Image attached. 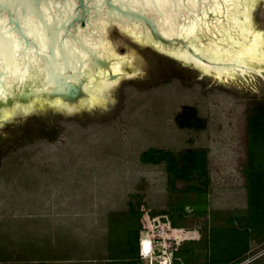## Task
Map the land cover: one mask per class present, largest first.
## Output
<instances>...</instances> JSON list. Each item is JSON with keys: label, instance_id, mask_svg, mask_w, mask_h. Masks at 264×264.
Here are the masks:
<instances>
[{"label": "rangeland", "instance_id": "obj_1", "mask_svg": "<svg viewBox=\"0 0 264 264\" xmlns=\"http://www.w3.org/2000/svg\"><path fill=\"white\" fill-rule=\"evenodd\" d=\"M252 4L264 53V0ZM105 36L114 55L131 57L129 65L120 64L128 76L117 80L106 100L72 112L32 110L0 122V264H106L110 223L123 230L128 201L143 210V223L159 229L157 235L180 246L195 241L191 261L197 263L206 228L226 225L230 213L245 209L244 113L254 100L264 108V63L259 72L215 79L114 26ZM182 106L194 108L201 127L178 126ZM149 147L173 156L186 148L205 150L208 212L151 217V211L196 195L185 188L192 180L175 179L174 188L167 187L165 160H140ZM216 236L225 239L219 231ZM141 242L145 251L148 239ZM248 246L242 263L264 264V236Z\"/></svg>", "mask_w": 264, "mask_h": 264}, {"label": "water", "instance_id": "obj_2", "mask_svg": "<svg viewBox=\"0 0 264 264\" xmlns=\"http://www.w3.org/2000/svg\"><path fill=\"white\" fill-rule=\"evenodd\" d=\"M109 19L147 34L148 42L133 40L182 66L194 67L153 43L245 71L264 63L252 0H0V122L32 110L72 112L106 100L121 71L106 45Z\"/></svg>", "mask_w": 264, "mask_h": 264}, {"label": "trees", "instance_id": "obj_3", "mask_svg": "<svg viewBox=\"0 0 264 264\" xmlns=\"http://www.w3.org/2000/svg\"><path fill=\"white\" fill-rule=\"evenodd\" d=\"M245 161L241 171L244 177L246 205L244 211H235L226 218V225H209L202 238L204 247L203 260L192 263L195 254L192 247L196 245L188 240L189 245L180 246V242L168 239L166 247L170 253L171 264H244L242 261L248 253V243L253 237L264 236V108L254 100L245 108ZM179 127H201V119L196 116L191 106H182L175 115ZM142 162L157 163L165 160L167 187L174 188V180H192L185 188L195 193L196 198L190 202L178 201L168 210L151 211L152 216L182 213H206L205 195L208 185L205 150L186 148L173 156L168 151L149 147L139 156ZM202 199V203L200 202ZM143 210L134 209L128 201L125 211L127 219L122 224L123 230L117 231L114 222L110 223L107 240L108 254L106 264H141L138 241L142 229L147 228L142 221ZM219 231L225 239L218 240ZM219 237V236H218Z\"/></svg>", "mask_w": 264, "mask_h": 264}, {"label": "bare ground", "instance_id": "obj_4", "mask_svg": "<svg viewBox=\"0 0 264 264\" xmlns=\"http://www.w3.org/2000/svg\"><path fill=\"white\" fill-rule=\"evenodd\" d=\"M112 25H114L118 29L122 30L123 32H126L128 37H130L132 39L137 40V39H140L142 37V39H141L142 41H145V42L150 41V38H149V36L147 34L141 32V31H139L137 29H134V28L130 27V26H128L125 23H122V24L116 23V22H114L111 19H109L108 21L105 22V31H104L105 34H106L107 29L109 27H111ZM253 30H254L258 45L261 47V41H262L261 32L258 31L255 28H253ZM108 43L109 42L106 41V45H107L108 49L112 53H114L113 50H112V46H110V44L108 46ZM153 45L156 46L160 50L168 52L169 54L173 55L174 57H177L179 59L191 62V64L193 66H195L197 69H199V71L205 72V73H208V74H212L213 76H216L218 79L222 77L223 80H225L227 76L232 77V78L235 77L234 76L235 73L238 74V75H243L244 73L250 72V71H245V70L240 72L241 69H236V68H232V67L218 66V65H214V64H211L209 62H206V61L202 62L201 60H198V59L194 58L193 56H191L189 54V52H187V51H185V50H183L181 48L175 47L173 45L165 46V45L159 44L158 42H154ZM115 56L118 58V60H119L121 65H123L124 63H126L127 65L130 64V62L128 60H130L131 57L130 58H126L127 56L129 57L130 54L123 55V56H119V55L115 54ZM251 72H259V69L258 70H253ZM121 76H128L127 72H125L122 68H121L120 74L118 76V79ZM141 246H142V250H143V243L142 242H141ZM148 247H149V244H148ZM148 247L144 248V250L146 251L148 249Z\"/></svg>", "mask_w": 264, "mask_h": 264}, {"label": "built area", "instance_id": "obj_5", "mask_svg": "<svg viewBox=\"0 0 264 264\" xmlns=\"http://www.w3.org/2000/svg\"><path fill=\"white\" fill-rule=\"evenodd\" d=\"M154 228L157 229L156 226ZM159 228L161 231V229H162L161 226ZM157 230H159V229H157ZM156 231L150 229L149 227L142 229L140 231L139 241H138L139 256L141 258H145V259H149L152 256L153 261L150 264H171L170 253L167 250L166 243H167L168 239H173V238H169V236L166 234H161V235L158 234L157 235V233H155ZM141 238H147L148 239L149 247L146 251L142 250ZM156 243L158 245H160L159 249L156 248L157 246L155 247ZM155 251H156V253H155Z\"/></svg>", "mask_w": 264, "mask_h": 264}]
</instances>
